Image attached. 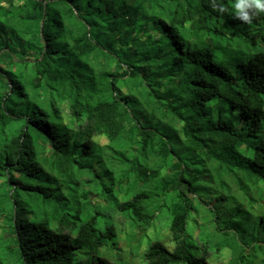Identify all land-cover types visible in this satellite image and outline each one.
I'll return each mask as SVG.
<instances>
[{
    "label": "trees",
    "instance_id": "obj_1",
    "mask_svg": "<svg viewBox=\"0 0 264 264\" xmlns=\"http://www.w3.org/2000/svg\"><path fill=\"white\" fill-rule=\"evenodd\" d=\"M6 1L0 264H112L110 210L143 233L165 216L173 249L152 242L145 261L210 264L230 248L264 264V14L242 23L235 0ZM200 202L217 243L195 238Z\"/></svg>",
    "mask_w": 264,
    "mask_h": 264
},
{
    "label": "rangeland",
    "instance_id": "obj_2",
    "mask_svg": "<svg viewBox=\"0 0 264 264\" xmlns=\"http://www.w3.org/2000/svg\"><path fill=\"white\" fill-rule=\"evenodd\" d=\"M25 0H14L16 6L21 5ZM0 16L5 15L4 18L11 17L9 4L6 0H0ZM18 61V59H17ZM23 67V63L20 62L18 68ZM62 112L66 122L69 121V110L67 104L62 105ZM96 141L101 145L109 144V140L104 137L96 138ZM110 170H112L116 177L120 181L122 174V168L120 164L109 161ZM132 177L129 176V181L122 182L121 189H118V197L120 199L128 197L131 191ZM217 192H213V198H215ZM90 199L98 204L99 206H106V203L102 199H98L94 195L90 196ZM209 202V199H205ZM210 204V203H209ZM206 203H199L197 211L193 214V220L199 227L195 230V238L201 234L209 235L210 243L214 244L220 241L222 238L221 233L216 230L214 224V216L210 214L211 206ZM113 219V225L116 228L118 234L119 250H110L109 248H103L100 251V256L105 257L112 264H162L163 261L157 258H153L151 261H145L144 254L152 242L157 240L161 241L162 245L168 249H173L171 243V233L168 228V222L165 216H158L152 227L147 232L143 233L140 228L134 225L128 218L124 217L123 214L111 211L109 212ZM3 234L2 223H0V235ZM238 252L231 250L230 248L223 249L220 253H212L208 259L210 264H241L239 260ZM86 260V258L84 259ZM257 264H261L257 261Z\"/></svg>",
    "mask_w": 264,
    "mask_h": 264
},
{
    "label": "clouds",
    "instance_id": "obj_3",
    "mask_svg": "<svg viewBox=\"0 0 264 264\" xmlns=\"http://www.w3.org/2000/svg\"><path fill=\"white\" fill-rule=\"evenodd\" d=\"M234 10V18L245 24L252 23L253 19L260 14H264V0H235L232 5ZM218 10L223 13L228 8L221 4Z\"/></svg>",
    "mask_w": 264,
    "mask_h": 264
}]
</instances>
